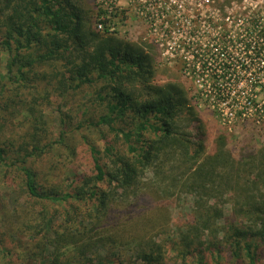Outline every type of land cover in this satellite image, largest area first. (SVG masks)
<instances>
[{
	"label": "trees",
	"instance_id": "16d2710c",
	"mask_svg": "<svg viewBox=\"0 0 264 264\" xmlns=\"http://www.w3.org/2000/svg\"><path fill=\"white\" fill-rule=\"evenodd\" d=\"M0 50L3 109L23 122L0 121V166L28 214L13 233L1 229L0 264H213L208 252L264 264V147L236 158L227 131L202 128L182 85L155 82L144 46L90 30L71 0H0ZM53 97L62 104L50 133L43 103ZM249 122L229 132L247 139L257 130ZM173 191L193 198L177 263L159 239L171 229ZM32 222L40 238L23 228Z\"/></svg>",
	"mask_w": 264,
	"mask_h": 264
},
{
	"label": "rangeland",
	"instance_id": "374dc122",
	"mask_svg": "<svg viewBox=\"0 0 264 264\" xmlns=\"http://www.w3.org/2000/svg\"><path fill=\"white\" fill-rule=\"evenodd\" d=\"M212 1L213 2L208 6L201 1H196L190 4V0H186L183 6V10L186 13H179L178 9H172L173 14L171 15L173 16H168L166 18L167 22L163 24V19H158L156 31H152L150 24L146 23V21L143 19L140 20L136 18L134 15L124 17L114 15L111 17L107 25V28L109 29L114 28V32L108 37H114L127 43L139 44L142 47L144 46L146 51H149L153 55L155 60V82L157 84L164 85L174 82L182 85L186 91L189 103L195 108L197 117L202 123V128L207 129L206 131L211 134H214L215 132L217 133L221 131H227L229 133H227V145H229L230 149L233 151L234 156L239 159L242 153L244 151H248L250 148L252 149L253 147L257 146L261 149L264 147V82L262 81L254 83L244 81L239 86H235L237 91L242 89V91L245 92L247 89L251 88L250 85L256 84L257 88L254 91H256L255 93L258 96L256 98L239 97L238 99H235L236 103H238V107L240 108H236L234 113L231 111L229 112L228 110L221 111L218 107H215L214 104H210L205 95L199 94L197 88L198 85L204 83L202 80L204 77H206L205 75H214L211 70V68L214 69V67H210V69L207 70L209 72H196V74L190 72L189 76H187L183 71L185 69V65H183L181 62L178 63L177 60L181 57H184V55H186L190 50V53L198 55L197 58L200 59V63H202L205 58L210 57V48H203L204 43L209 42L220 43L223 47L227 41H231L230 46L235 51L237 48V43L241 41L240 37L247 36L245 34L247 30L249 33L250 30H254L256 26L254 21L261 20L264 24V0H233L230 4H228V0ZM71 3L81 11L85 18L87 27L101 35V33L97 32L96 29L97 19L94 0H71ZM200 3L202 4L201 7L199 5ZM190 19H192V22L187 24L189 23ZM166 23H168L167 29ZM176 23H179V26H176ZM182 26H190L191 32L186 29L184 30ZM150 30L152 32H150ZM249 39H251L250 41L257 40L254 35L253 37H249ZM188 44L191 45V49L187 48ZM179 45H182L186 48H178ZM208 45V47H210V44ZM237 52L241 54V51L237 50ZM8 58V54L6 52H1L0 50V106L2 105L0 111L2 113H0V121L3 123L4 119H7V124H23L20 114H18V109H3V105H5L7 102L6 97L8 96L5 97V93L1 88V84L5 83L8 79ZM189 68L193 67L191 66ZM257 72L262 74L259 71ZM231 84L234 83L231 82ZM243 101L246 103V105H243ZM251 101L252 110H249L250 107L248 106ZM44 102V108L50 123L48 129L50 133L57 132L59 124L55 113H57L56 110L62 104V101L60 99H56V97H53L50 101L46 100ZM78 102H80V104L83 106H91V103L88 101L87 97L83 98L82 96L81 100ZM246 107L248 108L245 109ZM9 112H15V114L13 113L11 117H9ZM250 112L257 113L256 117H259L260 124L259 126L257 125V130L253 134H249L247 139L243 138L244 135H242L240 138L238 135L234 136L233 133L231 134L229 131H234L236 129L238 132L243 129L241 127L243 125L241 120L245 118H243L242 115H248ZM251 124L252 123L250 122L246 124L248 127L246 131H250L252 129ZM17 128L20 130L22 125L17 126ZM83 131L95 140L96 137L91 131L86 129ZM18 138L19 137L16 139ZM80 153L81 154L79 157L81 159H87V157L90 155L89 149L85 146L80 147ZM45 161L46 160H44L42 163H39V168L48 167L52 163V161L46 163ZM79 164L81 163L79 162ZM82 165H85V161L82 162ZM66 169L67 168H65V170ZM5 171L6 169L4 170L0 166V231L1 229L6 230L7 228L8 232L13 233V231H16L17 229L15 219L19 218L20 216L25 217L28 214L25 205H21L20 200H16L18 199V194L14 193L12 190L11 175L9 174L6 177ZM166 203L168 205V212L171 214L172 225L170 231L166 232L164 235H161L159 239L165 249L167 256L172 259L174 263H177V247L175 246V243L178 244L179 232L181 229L188 224L189 220H193L190 217L193 206V198L189 195L183 194L182 192L173 191L171 193V197L166 199ZM15 205L19 209L17 212L15 210ZM224 205L226 217H228V221H232L233 219H229L231 205L228 203H224ZM36 213H38V211H36ZM37 221L39 222V220ZM29 225L30 223H26L25 227H23L25 230H28L29 235L33 236L31 233H34V236L37 237L38 234H42L41 226L36 227V222H32L31 229L29 228ZM22 233L23 232H19L17 234L20 237H25V235ZM217 234L218 230H216L212 235L216 236ZM221 236L222 234L219 236V238ZM38 237L40 238L41 236ZM214 238L215 237H212V239ZM216 254L217 253L211 254L208 252V260H210L213 264H224V258H222L220 262H215L217 259H219L218 255ZM3 256L4 252L0 248V258ZM130 261L131 260H129V262Z\"/></svg>",
	"mask_w": 264,
	"mask_h": 264
},
{
	"label": "built area",
	"instance_id": "2783aa9c",
	"mask_svg": "<svg viewBox=\"0 0 264 264\" xmlns=\"http://www.w3.org/2000/svg\"><path fill=\"white\" fill-rule=\"evenodd\" d=\"M186 0H94L96 6V29L97 32L105 36L113 34L114 28H107V25L112 16L119 15L120 17L134 15L140 20L146 21L150 24L152 31L157 30V21L159 18L163 19V24L167 22V17L173 15L172 9H178L179 13L183 12V6ZM196 1L204 2L206 5H210L212 0H190V4ZM200 7L202 4H199ZM192 19L189 20L190 24ZM256 25L254 30L245 29V34L247 36L240 37L237 43V48L235 51L232 49L231 41H227L225 45L220 43H204L203 48L209 50L208 58H205L202 63L198 59V55L190 53L189 50L184 57L177 60L178 63H183L186 68L183 70L185 75L189 76L190 72L196 74V72L204 73L209 72L207 70L210 67L214 75H205L201 85H198V93L205 95L209 100L210 104H214L221 111L228 110L234 113L238 107L235 99L239 97H257L255 93L256 84L250 85L251 88L247 89L245 92L241 90H236L235 86H239L244 81L249 82H264V24L261 20L254 21ZM168 23H166V29L168 28ZM179 26V23H176ZM184 30H189L191 32L190 26L184 27ZM150 30V32H152ZM180 30V29H178ZM175 32V31H174ZM257 40L250 41L249 37H253ZM245 40V41H244ZM210 44V47H208ZM251 44L250 50H247V45ZM178 48H186L179 45ZM188 49H191V45L188 44ZM241 51V54L237 52ZM259 50V52H257ZM256 51V52H254ZM193 68H189V67ZM256 71V72H255ZM261 72L262 74L258 73ZM261 75V76H260ZM210 77V78H209ZM233 82L234 84H231ZM244 95V96H243ZM243 105L246 103L243 101ZM249 110H252V101L249 104ZM246 107L245 109H247ZM257 113H248L242 115V123L249 121H255L257 125L260 124L259 117H256Z\"/></svg>",
	"mask_w": 264,
	"mask_h": 264
}]
</instances>
